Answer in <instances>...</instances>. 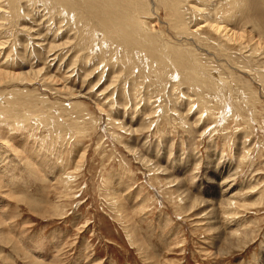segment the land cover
Returning a JSON list of instances; mask_svg holds the SVG:
<instances>
[{
    "label": "rangeland",
    "instance_id": "374dc122",
    "mask_svg": "<svg viewBox=\"0 0 264 264\" xmlns=\"http://www.w3.org/2000/svg\"><path fill=\"white\" fill-rule=\"evenodd\" d=\"M147 1L208 78L87 63L70 18L0 0V264H264V0L182 1L190 31L239 15L242 46Z\"/></svg>",
    "mask_w": 264,
    "mask_h": 264
},
{
    "label": "bare ground",
    "instance_id": "6f19581e",
    "mask_svg": "<svg viewBox=\"0 0 264 264\" xmlns=\"http://www.w3.org/2000/svg\"><path fill=\"white\" fill-rule=\"evenodd\" d=\"M6 1H7L6 6H8V10L10 11L9 15L12 17L14 16L16 19H19L20 17L25 15V11L31 13L34 7L36 8L41 7L44 10L46 11L48 10L53 14L58 13L60 15H63L65 18L66 17L70 18L72 24L77 26V31L79 32V36H78L79 40L76 46L80 51H84L86 53L85 58L87 59L86 60L87 63L94 62L92 58L100 56L102 61L105 62L107 65L108 62H112V61L114 62V64L121 63L126 68L127 73L133 77L139 76L140 73L144 74V77H146V79L147 77L151 78L152 76H154V80L158 84H165L164 79L167 75L173 77L174 74H176L178 77H180V79L183 78V81L185 79L194 80L195 77L208 78L206 76L210 75L209 73L210 66L208 68L206 65H202L201 63L199 64V59L195 54H193L191 49H187L188 47L176 48L169 46V44H166L163 40H160L157 34L154 35V33L151 32V29L147 26L146 23L147 22L146 17L149 11L147 0H6ZM155 1L160 3L162 6H164L167 10L170 11L173 27L181 31L179 33H184L185 36L191 35V37L192 36L198 37L200 36L199 32L201 31V29L204 27H208L214 33L215 36H219V38L224 40L227 44L239 43L238 45H241L242 42L244 41V36L242 35L243 33L242 34L240 33V35H238V38L236 39L233 36L234 31L232 32V28H230V24L233 22L235 23L236 19L239 17V15H234V12L226 13L224 12L223 9H220V6L217 8L215 7L213 12L212 10L210 11L208 9H204L205 11H207L205 15L202 14V20L204 21V26L202 27L200 26L196 30L190 31V29L188 28V24L184 21V15L182 12L183 9L182 1L187 2V0H155ZM200 1L205 3L211 2V0H200ZM230 1L232 3H230ZM230 1L229 4L233 6L231 9H239L240 7L242 12L244 13V9L247 8L245 2L243 3L242 6L240 0H230ZM22 2H25L23 6H22ZM6 10L7 9L3 8V6H0V12H6ZM198 11L203 12L201 9L199 10V8ZM242 12L240 14H242ZM147 19L149 18L147 17ZM184 34H182V36ZM97 46L99 47V50H96ZM242 48L243 47H241V50H243ZM55 49H57V47L55 46L49 47L50 51H53ZM199 50L197 51L199 52ZM137 69H138V73L136 75L135 71ZM173 70H174L173 74L170 75L172 73L171 71ZM165 72H167V74H165ZM146 74L148 76H146ZM167 78L168 77H166V79ZM202 80L205 81V79ZM179 83L180 82H178V84ZM124 92L125 91L123 90V93Z\"/></svg>",
    "mask_w": 264,
    "mask_h": 264
}]
</instances>
